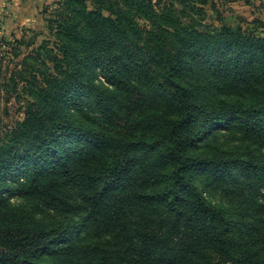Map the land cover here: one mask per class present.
Segmentation results:
<instances>
[{
	"label": "trees",
	"instance_id": "trees-1",
	"mask_svg": "<svg viewBox=\"0 0 264 264\" xmlns=\"http://www.w3.org/2000/svg\"><path fill=\"white\" fill-rule=\"evenodd\" d=\"M177 3L210 6L220 25L185 22ZM56 13L61 56L47 41L31 53L53 67L15 62L32 102L0 134V264H264V19L228 24L211 0H63ZM239 86L255 100L204 94ZM217 129L246 152L199 151Z\"/></svg>",
	"mask_w": 264,
	"mask_h": 264
},
{
	"label": "rangeland",
	"instance_id": "rangeland-1",
	"mask_svg": "<svg viewBox=\"0 0 264 264\" xmlns=\"http://www.w3.org/2000/svg\"><path fill=\"white\" fill-rule=\"evenodd\" d=\"M61 1L63 0H0V134L13 128L16 122L23 121L26 106L32 102L30 84L13 74L17 69L15 62L27 60L31 63L40 58L39 66H41V62H45L46 66H42L43 69L52 68L53 64L48 59L46 50L41 51V56H36L38 54L31 55L44 41L49 42L50 48L59 57L61 56L58 49L53 46L56 40L53 34L56 31L54 29L55 24L51 23L52 20L58 18L56 11ZM211 1H216L219 15L221 14L224 20L231 25L242 24L246 28L248 22L253 21L256 17L264 18V0H255L250 6H244L232 0ZM177 6L179 10L177 13L183 16L185 22L191 21L190 18L192 17L194 19L192 21L219 24L218 14L210 6L206 7L208 13H204V15L203 12L194 11L191 8L185 9L178 3ZM160 8L162 7L158 9ZM180 10L184 11V14ZM40 32H42V35H36ZM19 40H22L23 43L18 44L17 41ZM24 76L27 77V73ZM95 76L97 83H105L104 79L98 77L96 73ZM13 77H15L14 80ZM192 81L194 80L192 79ZM105 85L107 84L105 83ZM204 94L213 99L221 98L233 102L250 103L255 100L254 96L245 91L242 86L232 87L228 90L214 89L210 90V94L208 89L205 90ZM86 99L89 100V98ZM68 110L74 118H83L87 123L91 121L90 116H97L86 105L83 110H78L74 105L69 106ZM238 139V136L234 133L217 129L199 143L198 150L216 155L230 151L246 152L244 144ZM27 175L23 171L20 174L19 181H25ZM15 178L17 179L18 176ZM198 183L209 201L227 207L226 201L221 196V190L215 189L212 178H205V181L202 178ZM11 203L26 208L31 205V202L16 197L11 199ZM47 212L44 211L41 214L46 215ZM68 238H77V233L71 232Z\"/></svg>",
	"mask_w": 264,
	"mask_h": 264
},
{
	"label": "crops",
	"instance_id": "crops-1",
	"mask_svg": "<svg viewBox=\"0 0 264 264\" xmlns=\"http://www.w3.org/2000/svg\"><path fill=\"white\" fill-rule=\"evenodd\" d=\"M232 1L237 2V3H241V4L244 5V6H250V5H246L245 2H244L243 0H232ZM215 2H216V1H215ZM256 18H258V17H256ZM262 19H264V18H262ZM250 21H251V20H250Z\"/></svg>",
	"mask_w": 264,
	"mask_h": 264
}]
</instances>
